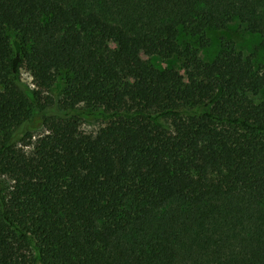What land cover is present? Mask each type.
I'll return each mask as SVG.
<instances>
[{
    "label": "trees",
    "instance_id": "obj_1",
    "mask_svg": "<svg viewBox=\"0 0 264 264\" xmlns=\"http://www.w3.org/2000/svg\"><path fill=\"white\" fill-rule=\"evenodd\" d=\"M233 21L264 43V0H0V264H264V66L179 44Z\"/></svg>",
    "mask_w": 264,
    "mask_h": 264
},
{
    "label": "rangeland",
    "instance_id": "obj_2",
    "mask_svg": "<svg viewBox=\"0 0 264 264\" xmlns=\"http://www.w3.org/2000/svg\"><path fill=\"white\" fill-rule=\"evenodd\" d=\"M210 44L206 48H200L198 42L182 34L179 38V44L184 47L190 44L198 50L200 59L205 63L212 62L221 50V45L224 41H231L237 52L244 55L245 58H251L256 69L264 66V43L262 39L254 34H251L238 21H233L225 30H210L207 33ZM144 60L150 62L159 70L172 69L185 74L183 69V61L174 57L172 59L163 60L157 56H142ZM22 82L31 89H34L32 73L26 68L21 69ZM254 103L264 101V92L258 95L249 96ZM103 126L96 119H84L81 121V131L86 134H96ZM42 133L41 130L36 131V136ZM31 150V148H27Z\"/></svg>",
    "mask_w": 264,
    "mask_h": 264
}]
</instances>
